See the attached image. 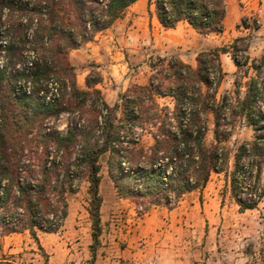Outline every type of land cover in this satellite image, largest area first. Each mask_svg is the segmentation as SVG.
Here are the masks:
<instances>
[{"label": "trees", "instance_id": "obj_1", "mask_svg": "<svg viewBox=\"0 0 264 264\" xmlns=\"http://www.w3.org/2000/svg\"><path fill=\"white\" fill-rule=\"evenodd\" d=\"M136 1L0 0V238L27 232L43 252L37 232L58 231L67 216L65 194L83 179L93 263L101 234L100 157L108 155L107 175L119 198L169 207L203 189L212 174L226 173L225 143L237 119L253 137L233 153L231 197L240 212L264 198V89L249 78L241 99L225 94L217 100L219 50L200 52L195 68L176 57L161 60L165 66L147 86L130 87L112 107L96 89L98 72L86 76L85 89L77 86L69 53ZM150 5L163 29L184 22L200 35L223 32L224 0H148ZM231 59L239 68L233 53ZM263 66L264 55L251 69L259 74ZM165 97L171 108L157 103ZM61 115L70 117L64 133L47 122ZM209 116L212 144L205 142ZM144 134L151 138L148 146ZM0 264H14L1 244Z\"/></svg>", "mask_w": 264, "mask_h": 264}, {"label": "rangeland", "instance_id": "obj_2", "mask_svg": "<svg viewBox=\"0 0 264 264\" xmlns=\"http://www.w3.org/2000/svg\"><path fill=\"white\" fill-rule=\"evenodd\" d=\"M224 3L223 32L218 35H200L186 24H179L172 30L163 29L161 26L153 27L149 24L148 37L144 43L123 46L125 49L120 51V54L123 53L125 57L121 61L127 63L125 68L127 75L137 76L136 82L129 83L123 92H117L115 88L118 85L106 76V86L102 89L96 86L105 102L112 107L118 101V96L130 87L138 83H146L145 86H147L155 71H160L161 67L165 66L166 62L161 60L167 61L172 57L182 56L187 65L192 62V68H195L196 56L200 52L211 50H219V62L223 73L216 91L217 100L225 94L241 99L245 92V83L249 78L258 79L260 87L264 89V66L259 74L251 69L252 65H257L264 55V0H224ZM152 7L154 9L153 5ZM131 23L129 21L127 26ZM84 45L78 50L84 48ZM70 53L68 60L74 69L76 84L77 79H80V84L77 86L85 89L86 76L91 71H98L93 64L84 62L79 58L80 56L77 57L79 52L71 51ZM232 53L239 63V68L231 59ZM194 54L195 56L192 57ZM86 72H88L87 75ZM167 85L168 81L163 82L162 86L165 88ZM157 103L160 106L172 107V100L169 97L158 98ZM116 116H120L119 112ZM69 119V116L61 115L58 120L47 122L59 133H64ZM207 126L205 142L212 144L213 126L210 116ZM252 137V130L242 119H237L231 136L225 143L229 151L226 173L212 174L203 189L192 191L181 198L183 202L181 212L188 213V223L187 226H183V229L206 232L207 223H209L219 236L217 238L219 248L215 247L213 238L212 243L209 240L207 242V246L210 245L212 248L210 250L212 259L208 264H264V198L254 210L240 212L231 197L228 176L232 170L233 153L236 147L244 141L251 140ZM141 141L147 146L152 142L147 134L141 136ZM107 158L108 155L105 154L99 159L100 176L107 175ZM87 187L86 181L80 179L75 192L65 194L67 216L56 233L44 235L37 232L43 252L38 249L29 234L23 232L0 238L2 254L13 256L14 264H100V236L95 261L91 263L89 247L92 240L91 222L87 213L89 202ZM120 199L114 196L113 199L108 200L104 204L101 215L107 216L109 220L113 217L115 221L113 230L118 229L121 233L120 245L128 247L127 240L130 236H133L132 238L138 236L137 223L141 222L142 215L149 207L143 204L134 205L128 200ZM172 206H174L173 203L169 207ZM201 220L205 222L204 227L199 223ZM124 235L127 236L126 240L123 239ZM131 247H136V244L132 243ZM191 247L193 246L189 243L188 249Z\"/></svg>", "mask_w": 264, "mask_h": 264}, {"label": "crops", "instance_id": "obj_3", "mask_svg": "<svg viewBox=\"0 0 264 264\" xmlns=\"http://www.w3.org/2000/svg\"><path fill=\"white\" fill-rule=\"evenodd\" d=\"M129 21L132 23L127 26ZM149 24L153 27L160 26L152 5L148 7V0H137L127 8L123 17L117 19L111 27L97 33L93 42H88L81 50L76 49L72 52H79L76 56H80L79 58L84 62L93 64L101 75L102 81L96 85L97 87L102 89L103 86H106V76H108L111 81L118 85L115 90L123 92L129 83L136 82L137 76L127 75L125 71L127 63L121 61L125 57L123 53L120 54V51L122 52L125 49L123 46L144 43L148 37L147 27ZM179 24L186 23L180 22L175 27ZM70 55L71 53H69ZM194 56L195 54L192 55V57ZM177 58L186 64L184 57L178 56ZM188 65L192 67V62H189ZM77 84H80V79H77ZM145 85L146 83L137 84V86ZM99 194L101 196L99 210L101 223L100 264H208L212 259L210 251L212 248L210 245L207 246L208 240L212 243L211 239L213 238L215 247L219 248V239H217L219 236L216 235L215 228H212L209 223H207L208 230L206 232L202 230L200 233L196 230L183 229V226H187L188 223L187 211L181 212L183 203L181 198L185 195L172 207H149L142 215L141 222L137 223L138 236L135 238L130 236L127 240L129 241L127 243L129 248L123 247V245H120L121 233L118 229L113 230V223L115 222L113 217L109 220L107 216L103 217L101 215L104 204L117 196L107 175L101 176ZM199 223L204 227L205 222L203 220ZM43 234L51 235L53 233ZM123 239L126 240L127 236L124 235ZM132 243H135L136 247L132 248ZM189 243L193 247L188 249Z\"/></svg>", "mask_w": 264, "mask_h": 264}]
</instances>
